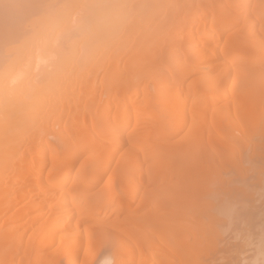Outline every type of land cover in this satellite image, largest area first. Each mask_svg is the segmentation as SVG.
<instances>
[{
	"label": "bare ground",
	"instance_id": "bare-ground-1",
	"mask_svg": "<svg viewBox=\"0 0 264 264\" xmlns=\"http://www.w3.org/2000/svg\"><path fill=\"white\" fill-rule=\"evenodd\" d=\"M263 111L264 0H0V264H264Z\"/></svg>",
	"mask_w": 264,
	"mask_h": 264
},
{
	"label": "rangeland",
	"instance_id": "rangeland-1",
	"mask_svg": "<svg viewBox=\"0 0 264 264\" xmlns=\"http://www.w3.org/2000/svg\"><path fill=\"white\" fill-rule=\"evenodd\" d=\"M225 106V104H224V102L223 101H221V102H218L217 104H211L210 105V107L208 108V115H207V117L208 118H210V117H213V118H216V117H219V118H221L222 119V126H223V128H227V129H231V130H233V132L235 133V134H237V135H240V131H239V127H240V125H239V123L238 122H235L234 121V119H235V115H234V111H233V106H232V104H230V106L228 105L226 108L224 107ZM262 118H263V121H264V111H263V113H262ZM259 137V141L258 142H261V138H262V136H261V134L258 136ZM258 139V138H257ZM218 140L219 139H216L214 142L215 143H217L218 142ZM262 141H264L263 139H262ZM261 145H263V144H261ZM264 147V146H263ZM263 147H261V149H262V151H264L263 150ZM229 153H230V155L229 156H231V150L229 151ZM234 157V156H233ZM231 159H229V161H230ZM233 160V159H232ZM232 160H231V162H232ZM264 160V159H263ZM262 161V160H261ZM260 163V162H259ZM261 165H264L263 164V162L261 163ZM264 170V169H263ZM256 174V173H255ZM255 176V175H254ZM254 176H253V178H254ZM264 176V175H263ZM253 178H251V179H253ZM256 178V177H255ZM254 178V180H256ZM250 179V180H251ZM250 180H248V184H250L249 186H252L251 184H253V183H251L250 182ZM250 182V183H249ZM254 183H256L257 184V182L256 181H254ZM256 184H254L255 185V187H256ZM253 185V186H254ZM252 186V187H253ZM257 186L259 187L260 185H258L257 184ZM255 187H253V188H255ZM259 190L260 189V187L259 188H255V190ZM257 190V191H258ZM260 191V190H259ZM255 192V191H254ZM261 193H263L262 191H261ZM256 196H257V193L255 194ZM259 195V194H258ZM261 195V194H260ZM258 196V200L257 201H251L250 203H254V205L256 204V205H259L260 204V202H258V201H260V197L262 198V195L261 196ZM255 196V197H256ZM264 197V196H263ZM257 199V198H256ZM263 199V198H262ZM261 199V200H262ZM249 203V202H248ZM250 205H252V204H250ZM253 205V207H254V209L255 208H257L256 206H254ZM248 208H249V205H248ZM258 209V215H257V218L256 219H258V220H256V221H259V220H261V218H262V216L260 217L259 216V213H261V211L259 210L260 208H257ZM256 209V210H257ZM256 210H254V211H256ZM259 216V217H258ZM261 221H263V220H261ZM262 228V227H261ZM253 231H257V230H260V227H254L253 229H252ZM58 264H65V259H64V257L63 256H61V257H59V260H58Z\"/></svg>",
	"mask_w": 264,
	"mask_h": 264
},
{
	"label": "clouds",
	"instance_id": "clouds-1",
	"mask_svg": "<svg viewBox=\"0 0 264 264\" xmlns=\"http://www.w3.org/2000/svg\"><path fill=\"white\" fill-rule=\"evenodd\" d=\"M49 57L40 55L38 56V62L41 64V66H44L47 64ZM103 264H114V261L111 257H108L104 260Z\"/></svg>",
	"mask_w": 264,
	"mask_h": 264
}]
</instances>
